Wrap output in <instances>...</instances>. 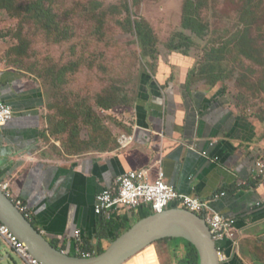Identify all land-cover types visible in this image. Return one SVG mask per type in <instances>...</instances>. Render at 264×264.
Wrapping results in <instances>:
<instances>
[{
	"label": "crops",
	"instance_id": "1",
	"mask_svg": "<svg viewBox=\"0 0 264 264\" xmlns=\"http://www.w3.org/2000/svg\"><path fill=\"white\" fill-rule=\"evenodd\" d=\"M168 51L141 81L136 107L121 131L128 142L71 159L47 150L40 84L4 68L1 91L14 116L3 128L0 181L9 183L12 198L27 206L32 225L55 248L71 257H81V251L96 256L148 211L121 209L107 221L96 215L98 195L125 173L144 171L154 181L161 170L179 195L196 197L236 222V239L221 243L223 264H263L255 252L264 244V181L253 180L257 163L264 161L262 129L238 114L221 91L196 89V61ZM221 193L225 197L214 200ZM8 259L0 252V264Z\"/></svg>",
	"mask_w": 264,
	"mask_h": 264
},
{
	"label": "rangeland",
	"instance_id": "2",
	"mask_svg": "<svg viewBox=\"0 0 264 264\" xmlns=\"http://www.w3.org/2000/svg\"><path fill=\"white\" fill-rule=\"evenodd\" d=\"M34 1L21 0L19 15L0 8V68L40 84L47 108L45 141L55 158L116 149L140 96L141 79L153 75L179 34L192 43L180 51L196 61L195 88L221 91L264 137V64L242 57L235 39L248 29L240 41L245 35L248 49L263 53L264 60V0H196L195 15L205 29L200 38L182 29L186 0H47L54 20L48 28L26 15ZM144 23L152 42L146 51L136 31ZM218 48L226 52L210 54ZM185 246L179 239L157 243L126 264H179ZM0 252L9 256L2 264H26L2 238ZM255 253L264 262V244Z\"/></svg>",
	"mask_w": 264,
	"mask_h": 264
},
{
	"label": "built area",
	"instance_id": "3",
	"mask_svg": "<svg viewBox=\"0 0 264 264\" xmlns=\"http://www.w3.org/2000/svg\"><path fill=\"white\" fill-rule=\"evenodd\" d=\"M2 74L0 68V143L3 128L6 123L12 120L14 111L11 105L4 100L2 95ZM129 138L122 137L121 143L128 142ZM1 177V169H0ZM164 174L160 170L156 180L149 181L144 171L128 172L117 179L116 185L110 190L103 191L96 199L95 212L97 216L103 217L107 221H112L121 209L136 210L146 207L151 215L161 214L175 204L174 208H181L201 217L208 226L213 241L217 246V254L221 264L227 261L221 243L234 241L237 236L236 222L224 215L215 213L207 203L191 196L179 195L175 188L164 181ZM254 181H264V161H259L256 165ZM242 185H247L243 183ZM2 191L13 200L15 205L24 214V217L31 222V214L27 206L21 200H14L9 192V183L0 181ZM225 197L224 193L216 195L214 200ZM0 238L15 251L26 264H39V262L28 253L27 247L19 242L10 229L0 222ZM82 233H75V241L78 247L82 246ZM82 258H91L92 255L81 251Z\"/></svg>",
	"mask_w": 264,
	"mask_h": 264
},
{
	"label": "water",
	"instance_id": "4",
	"mask_svg": "<svg viewBox=\"0 0 264 264\" xmlns=\"http://www.w3.org/2000/svg\"><path fill=\"white\" fill-rule=\"evenodd\" d=\"M0 222L24 244L39 264H126L146 248L164 240H184L198 252L199 264H221L217 246L205 221L181 208L143 218L91 258L71 257L55 248L28 221L0 188Z\"/></svg>",
	"mask_w": 264,
	"mask_h": 264
},
{
	"label": "trees",
	"instance_id": "5",
	"mask_svg": "<svg viewBox=\"0 0 264 264\" xmlns=\"http://www.w3.org/2000/svg\"><path fill=\"white\" fill-rule=\"evenodd\" d=\"M20 1L21 0H0V8L6 9L9 12L19 15L20 11H22L23 9L20 6ZM198 11H200V7H199V3H197L196 0H186L185 9L183 11V15L181 18L182 29L185 31H189L196 38L202 37L204 34V30H205L204 27L201 25V23L197 20V17L195 15L196 12ZM25 12L27 16H32V18L36 19L35 20L36 23H39V25H41L43 28H48V26H50L49 23L54 21V20H51V15H50L51 11L49 9V4L47 0H35L34 2H31L28 6H26ZM45 23H46V26H44ZM145 24L146 23L137 25L136 31H137V37L139 39L140 48L146 51L148 49L149 50L151 49L152 42L150 41L151 37L149 36V27L146 26ZM244 32L248 33L249 30L245 29L244 31H239L237 33L239 36L235 38L237 41V45L241 42L238 46L236 45L240 55L244 57L246 60L253 61L261 65L264 64L263 53H261L260 51L250 49L251 45L248 49V44H251V43L246 41L245 35H244L243 40L240 41L239 37L240 35L243 36ZM176 38H179L178 41H176ZM175 42H177V45ZM191 44L192 43L189 38L184 37L182 34H179V35H176L172 39V42L168 49H171L174 52H178V53L188 56L187 52L183 53L180 50L182 49L188 50ZM218 49H219L218 51H215L217 49L215 50L212 49L210 54L218 55V54H223L224 51L226 52V48H218ZM263 51H264V48H263ZM150 215H151V212L148 210L144 218L149 217ZM128 230L129 228L126 231ZM120 236L121 235L116 236L115 240L118 239ZM169 241L170 240H164L161 242H169ZM181 241L184 242V244L186 245L185 246L186 254L179 264H199V255H198L197 250L190 243L184 240H181ZM103 252L104 251H102L101 253Z\"/></svg>",
	"mask_w": 264,
	"mask_h": 264
},
{
	"label": "bare ground",
	"instance_id": "6",
	"mask_svg": "<svg viewBox=\"0 0 264 264\" xmlns=\"http://www.w3.org/2000/svg\"><path fill=\"white\" fill-rule=\"evenodd\" d=\"M146 250V249H145ZM139 255V254H138Z\"/></svg>",
	"mask_w": 264,
	"mask_h": 264
}]
</instances>
